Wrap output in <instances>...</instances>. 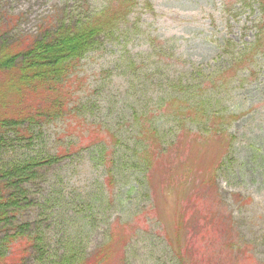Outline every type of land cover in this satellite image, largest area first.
<instances>
[{
  "label": "rangeland",
  "instance_id": "obj_1",
  "mask_svg": "<svg viewBox=\"0 0 264 264\" xmlns=\"http://www.w3.org/2000/svg\"><path fill=\"white\" fill-rule=\"evenodd\" d=\"M99 12L115 16L111 28L73 64L64 86L52 92L39 83L20 105L14 93L0 95L3 119L39 111L35 107L48 105V93L70 108L66 120L36 126L33 143L16 136L14 126L2 134L0 167L68 153L23 186L25 208L15 224L30 226L43 247L25 264H72L70 256L86 259L101 247L103 264H181L171 245L178 233L183 264H264L263 7L255 0H0V44L7 53L54 25L80 29ZM4 74L0 88L14 78ZM179 80L186 86L180 98L206 101L207 113L219 109L197 139L190 127L173 134L168 127L180 124L176 115L151 109L145 117L150 105L158 108L151 98L174 95ZM131 115L140 124L127 127L123 121ZM97 125L103 129L94 139L118 126L123 140L108 167L98 157V143L85 139V129ZM142 125L154 126L147 139L155 137L166 153L162 169L152 173L132 167L128 144ZM173 168L183 181L188 177L186 184L179 187L171 178ZM181 202L192 212L183 230L173 212Z\"/></svg>",
  "mask_w": 264,
  "mask_h": 264
},
{
  "label": "trees",
  "instance_id": "obj_2",
  "mask_svg": "<svg viewBox=\"0 0 264 264\" xmlns=\"http://www.w3.org/2000/svg\"><path fill=\"white\" fill-rule=\"evenodd\" d=\"M255 1L259 2L264 10V0ZM119 8L115 9L118 13ZM105 14L104 12H99V14L96 15L93 14L90 22L80 29L75 27V29L73 28L71 30L65 25H57V27L54 25L53 28L49 29L50 33H47V35L46 33L45 35L41 34L40 37L29 38L26 42L24 40H19L20 46H18L17 49H13V51L9 49L7 53V49L0 44V71H3L5 73L4 75L7 76L9 74L14 75L13 81H8L6 85L9 88H5L6 86L0 88V95L2 93L3 99H6L9 93H14V98H17L16 102L20 105L24 97H29V95L34 94L33 92L36 91L35 89L38 87L37 85L39 83L44 82L52 92H55V85H59L60 87L64 86L66 84L65 80H69V75L73 71V64H77L78 60L82 58L85 53H89L91 49L93 50L94 44L97 42L96 38L100 37V34L111 28L110 23L115 19V16L111 13V17H107ZM175 84V88L177 89L175 93H173L174 95H163L165 93L160 94L161 90L159 89L154 91L156 95L160 94V96L152 97L150 101L158 104V108L154 105H150L153 103L150 102L149 105L151 108L148 110L145 117L148 118L153 115L150 114L151 109H155L158 115H176L178 116L177 119L180 121V124H173L168 127L171 130L172 128L174 129V131L172 130L173 134L178 132L179 135H182L190 127L192 130H195L196 133L194 136L197 139L199 138L197 135L201 133V126L205 124V120L207 122L208 118H210L209 115H212L213 112L214 114L218 113L219 109L207 113V107L205 106L206 101L193 102L185 97L180 98L178 94H182V91L185 90V82L179 80ZM32 88L33 91L30 90ZM37 94L38 93H35V95ZM44 96L47 97L46 103L49 102L48 105H44L43 107L36 106L35 109H39V111L33 113H29L28 109L25 112L21 110L15 112L13 116L3 119V114L0 109V142L5 140L2 135L3 132L14 126L16 130L12 129L13 133L19 137L23 135L27 139H30L29 142L31 143L34 139L36 126H44L45 123L48 122V119L52 121L56 117L62 116L66 120L69 117L70 108H68L67 111L68 104L66 102L57 99L53 100L55 99L54 96L49 93ZM165 106L168 108H165ZM210 107L214 108L212 105ZM161 109L163 110L160 111ZM174 109L175 112L178 111L170 114ZM134 116L133 118L132 115L129 116L127 121L124 120L123 123H126L127 127H133L134 125L132 123L140 124V118H134ZM94 127L95 128L92 129H90V127L85 129V139L88 142L94 141L98 143V157L102 160L101 164L104 167L105 165L108 167L109 162L112 160L111 154H113L114 148L117 145L123 146L121 142L123 140L119 133L120 129L118 126H116L113 131L105 129L104 134L101 133L97 135L100 140H96L93 138V135H96L103 127L99 125ZM152 128H154L153 125L138 126L135 130V132H137V139L135 137V142L128 144L131 155L135 158L132 167H142L144 168V173L146 171L152 173L153 170L158 167L161 170L163 167L162 163L164 165L166 161V153L161 149L158 143L155 145V137L150 136L149 140L147 139V134ZM39 137L40 136H38V138ZM131 138H133V135ZM146 143L153 146H149L146 151H143L142 148L139 151V146L147 145ZM67 155L68 153L66 150H59L56 153L48 154L46 157H27L19 166H12V169L10 168V164H5L0 167V264H25L28 257L43 254L41 251L43 247L37 243L41 238L34 237L35 234L29 230L30 226L23 225L22 223V225L15 224L16 221H18L17 217H20L18 211L20 210L22 212L25 208L20 205L21 200L22 203L26 200V198H24L25 190L23 186L27 183L33 184L38 178H42L43 168L53 162L58 163L60 159H63ZM153 161H160V163L154 165L155 167L150 169L148 165ZM174 169L175 168L171 170V178L174 177L179 187L183 185V183L186 184L188 177L185 176L186 180L183 181L184 178L181 179V177H178L177 174L179 172L176 170L174 171ZM178 204H180V202H178ZM8 209H10L9 212ZM173 212L176 215L174 220L178 224L177 227L181 226L179 229L183 230L186 226L185 219L189 222L191 219H188V216L191 215L192 212L188 211V213L184 210L182 202L181 205H177V210ZM160 231L164 233L163 226H160ZM179 234L183 233L173 234L174 241L171 245L177 252L178 261L181 260L180 262L183 264L182 260L185 258H183L182 255L183 251L180 245L182 238ZM109 239L113 238L109 237ZM168 239L170 242L172 241L170 236H168ZM189 239L193 240L195 237L190 235ZM102 249V247L97 248V250L86 259L80 257L76 260L70 256V259H72L71 263L103 264V258H105L107 254L104 253ZM32 253L33 255H31Z\"/></svg>",
  "mask_w": 264,
  "mask_h": 264
}]
</instances>
